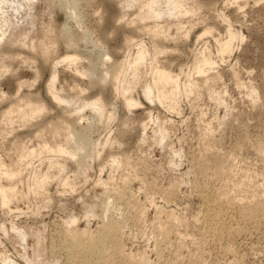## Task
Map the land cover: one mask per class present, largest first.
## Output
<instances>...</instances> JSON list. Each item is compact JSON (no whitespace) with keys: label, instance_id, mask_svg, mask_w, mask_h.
Returning a JSON list of instances; mask_svg holds the SVG:
<instances>
[{"label":"rangeland","instance_id":"obj_1","mask_svg":"<svg viewBox=\"0 0 264 264\" xmlns=\"http://www.w3.org/2000/svg\"><path fill=\"white\" fill-rule=\"evenodd\" d=\"M71 1L35 0L33 25L27 18L12 29L14 34L29 30L30 36L41 37L44 44L53 41L50 58L44 59L47 62L38 50L39 54L19 45L1 47L20 55L12 61L9 58L11 69L0 73V161L9 170H20L11 182L20 193L27 191L34 173L51 177L36 195L29 192L8 208L0 204V259L8 264H84L86 260L90 264H264V0H182V7L192 9L191 13L177 18L180 25L173 23L174 18H162L166 34L157 37L148 31L153 20L139 22L138 6L123 10L121 0H78L65 27L63 8ZM229 33H237L238 38L232 40L229 52L219 53L218 46ZM68 36L79 39L73 48L66 46ZM139 45L149 53L156 46L163 50L155 63L177 75L176 96L158 101L156 90L152 99L143 95V86L152 80L151 54L138 66L136 79L130 69L122 72L124 83L133 79L129 95L138 104L131 108L124 104L121 87L100 82L98 73L88 70V75H81L60 63L55 68L60 93L80 92L88 99L101 96L112 119L106 121L90 109L83 111L81 125L89 127L80 132L98 145L78 151L75 158L53 155L48 149L40 157H24L31 146L35 149L41 142L47 146L63 143V137L52 136L44 127L63 114L61 106L45 93L51 58L75 51L79 65L90 69L100 63L105 51L109 58L104 67H108L123 59L132 61ZM202 54L214 60L210 73L206 70L205 74L217 75L205 87L218 91L216 95L223 100L219 103L201 85L190 93L182 89L187 80L202 76L191 66ZM19 80H24L21 88ZM29 90L44 100L43 117L28 124L8 123L2 111L14 97L29 94ZM40 127L45 131L38 138L35 133ZM162 131L165 137L159 144ZM49 156L65 164L61 179L55 176L56 168L49 169ZM63 177L69 185L61 183ZM9 181L0 179L3 184ZM107 202L109 210L104 212ZM92 205L95 215H86L85 208ZM72 217L75 222L71 224L67 221ZM111 219L121 230L117 236L120 248L109 243L99 246L98 253L78 254L88 245L82 236L100 233ZM13 225L27 232L24 241ZM74 229H78L77 236L85 232L78 236L85 239H81L83 246L72 249L68 235ZM35 231L41 233L38 242Z\"/></svg>","mask_w":264,"mask_h":264},{"label":"bare ground","instance_id":"obj_2","mask_svg":"<svg viewBox=\"0 0 264 264\" xmlns=\"http://www.w3.org/2000/svg\"><path fill=\"white\" fill-rule=\"evenodd\" d=\"M34 1L35 0H0V73L9 71L11 69L10 68L11 65L8 64V61H7L9 58H10V61H12L11 58H17L18 59L19 58V55H20V53H16L15 55H12L10 52L5 51L4 49H2L1 47L4 44L10 45V46L11 45H13V46L14 45H19V46H21L23 48L28 49V51H30L31 53L33 51L38 50L40 52V55L39 56H42L43 57V60L44 59H48V57L50 58L49 54H51V52L53 51V41H50L49 44H44L42 42L41 37L38 38V39H36L34 36H30V34H29L30 31L29 30L26 31L24 29L23 30L22 29L21 30L19 29V30H17L15 32V34H14V31H12V29L16 28V26L18 25L19 21H24V19H27V18L29 20V23L31 25H33L32 17H34V16L32 14V9H33ZM84 1L86 3H88L90 0H84ZM78 3H79L78 0H72L68 5L64 6L63 9L65 11V23L63 25L65 27L67 25V19L70 18V17H72V15L74 14V11H75ZM119 4H120V7L123 10H124V8H127L128 6H135V5H137L138 6V12H137L136 15H137V19L139 20V22L144 21L145 19H148V18L149 19H152L154 23H153V26L151 28H148V31H150L152 33L153 37H155V36L157 37V36L165 35L166 34V30H164V27L161 26V24H160V20L162 18H164V17L174 18L176 20H174L173 23L174 24H177V25H180L179 23H181V22L177 18H180L182 16H185L187 13H189L190 11H192V9H190V8L187 9V8H183L182 7V0H121L119 2ZM22 12H24V16L20 15V18H18V15L21 14ZM65 27H63V29H64V31L66 33H68V31H67V29ZM7 32L9 34H6ZM206 32L209 33L210 32V29H206ZM237 36H238L237 33H229V38L227 40H225L224 42H222V43L219 44V46H218L219 53L220 52L223 53V52H226V51L229 52L230 51L229 49L231 47L230 46L231 45V42H232V40L234 38H238ZM130 40L131 39H127L126 42H129ZM78 41H79L78 38H76V37L74 38V37L68 36L67 39H66V46H68L70 48L71 47L73 48L74 44L75 43H78ZM152 49H153L152 53H149L148 50H147V48H145L144 46L139 45L138 50H137V53L134 54V57H133L132 61H130V59L127 58V59H123L121 61H118L116 63L114 62L111 65H109L108 67H104V64L107 63V59L109 58V56H108L109 54L104 51L103 52L104 53V57H100V63L98 65L93 64L90 69L84 68L83 66H80L79 65V63H78L79 56H78V54L75 51H72V53H66L63 56H56V57L51 58L52 60H49V61H51V62H49L50 63L49 64L50 65V67H49L50 68L49 76H48V78L46 80V83H45V91H46L45 93H46V95L48 96V98L50 99L51 102H53L56 106H61V108L63 109V112H62L63 114H61L62 117H61V119H59V121H56V122L53 121V123L52 122L51 123H48L47 125H44V127L46 126L45 128L46 129H49V131L52 133V136L54 135L56 137H63V140H62L63 143H55V144H53L51 146H47L46 145L47 144L46 142H45L46 144H44V143L41 142V144H43V145L40 146L39 145L40 143L38 144V142H37V144L39 146H36L35 149H31L32 148V146H31V148H29L30 150L27 149L28 151L26 153L27 154L26 156H24L25 154L22 155V153H21L22 157L23 156L24 157H29V155H31V156L38 155L40 157L39 154L42 151L45 153L44 149L45 150L48 149L49 152L53 153V155H57V156H60V157H63V158H75L77 156V154L79 153L78 151H81V150H83V149H85L86 147H89V146L90 147H92V146L93 147H96L98 145V142H96V144H94L93 142L91 143V141L88 140V138L85 135H83L82 132H80L81 129H83V130L86 131V129L89 127V125H81V121L83 120V115H84V114H82L83 111L85 109H90V110L94 111L99 117L104 116L106 121H110L112 119L113 113L112 112H108L106 110L105 102H104V100H103V98L101 96H96L93 99H88L87 96H85V97L80 96L82 93L80 94L79 91H78L79 92L78 94L77 93H74V94H70V93L69 94H66V93L65 94H61L60 93V91L55 86L56 79H57V74H56L55 68L60 63H64V62L67 63L68 66H72L74 68V71H76L77 73H79L81 75H88V70H90L93 73H98L100 75L99 76V81L100 82L109 81V82L112 83L113 86H115V87H121L120 93L123 96L124 104L127 106V108H131L132 106H135V105L138 104L137 101H135L129 95L131 85L133 84V79L132 80H129L128 79L129 81H125V83H124V80L121 79L122 72H123L124 69H130L129 71L131 73V77H133L134 79H136V76H138V73H139V67L138 66L140 64H143V62H144V60H145V58H146L147 55L151 54V65L152 66H151L150 69H151V73H152V77H151L152 80L149 83H146L143 86V88H142L143 89V93H144L143 95H145V97L147 99H152L151 98L152 94L154 93V95H155V92H153V91L156 90V98H157L158 101H163L164 99L171 97L170 95H172V96L175 95L177 93L178 88H179V83H180L179 82V79H178L177 75H172L169 71H167V70H165L163 68H160L159 66L156 65L157 63H155V59L157 58V55L159 53L163 52V50H161L157 46L154 47V48H152ZM39 52H37V53L39 54ZM20 57H22L21 59H25L26 58L24 56H20ZM29 59H31V61L33 60L32 57L29 58ZM13 60H15V59H13ZM44 61L47 62L46 60H44ZM213 61L209 57H207L206 55H203V54L200 55L196 59V61L194 62L195 63L194 66L193 65H191V66L194 67V69L192 68V71H195L196 73H201L200 75H202V76L201 77L199 76V79H197L196 81H194L193 79H192L193 81H191V79H189V76H188V79L190 80V82H189V80H187L188 83L185 81L186 82L185 86H184V82H183V85L182 86H184V88H182V89L185 92L190 93L192 90H197V88H198L199 85H201L203 88H207V87H205V85L207 84L208 79H211V78L213 79L217 75V74H215V75H209V76H207L208 74H205L206 70H208L207 72L210 73V70L209 69H211L212 68V65H214ZM34 70H36V69H34ZM196 75H198V74H196ZM216 80L217 79H215V81ZM19 81H18V85L19 86L20 85L22 86L21 83H24V82H22L24 80H22L20 82ZM25 83H26V81H25ZM168 85H169V87H166ZM208 85H210V83ZM208 85H206V86H208ZM21 86L19 88H21ZM165 87L168 88V89H170V90H167ZM209 88H213V87L210 86ZM207 90H208V95H209L210 92H212V95H213L214 99H216V100L213 99L214 101H218L217 103L223 101L222 99L220 100L219 97H222V96L218 95L219 93L216 95V93L218 91H216V93H214V91H211L213 89H208L207 88ZM207 90H205V91L207 92ZM216 90H218V89H216ZM18 91H19V89L17 90V92ZM31 92L32 91H30L29 94L26 93V95H21L20 94L22 96V97L20 96V98H19V96L18 97H14L13 96L15 99L16 98L17 99L14 100L13 102L11 101L12 103L10 105H8L6 109H4V110L2 109L3 110L2 111V114H1L2 118L5 119L6 121H8V123H13L14 120H15V121L21 122L22 124H26V123L28 124V123H30L29 121H31V119L34 121L36 118L38 120V118L43 117L42 115H43L44 111L47 110L46 109V105L43 102L44 100L42 101V97L39 98V96H38L39 94H37V96H38L37 97L36 95H33V92L32 93ZM180 92H182V91H180ZM23 94H25V93H23ZM2 96L4 97L5 94L2 95ZM15 96H17V95H15ZM249 96H250V94H249ZM13 97H12V99H13ZM216 97H218V98H216ZM172 98H174V97H172ZM211 98H212V96H211ZM64 110H66V111H64ZM33 118H35V119H33ZM163 119L165 120V118H163ZM37 126H40V125H37ZM45 128H44V131H45ZM162 129H164L163 126H162ZM40 131L41 132H44L43 129H42V127H40L37 130V132L35 133V137L40 138V135L42 134ZM164 131H166V130H164ZM164 131H162V133L160 134V138L158 140V143L159 144L162 142L163 138L165 137L164 136ZM108 138L109 137H107V139ZM35 139H37V138H35ZM107 141L104 140L103 143H107ZM69 143H73L75 147L68 146ZM102 146H103V144H102ZM23 149H24V147L21 150H23ZM95 149H97V148H95ZM98 155H99V153H98ZM57 156L54 157V158L57 159ZM22 157H20V159H24ZM52 158H53V156H51V157L49 156L48 157V159H50L49 160V163H50V168L49 169H51V168H54L55 169L56 168L57 174H55V176H58V178L61 179V175L60 174L64 170L65 164L63 162L61 163V162H59L57 160H53ZM46 170H48V169H46ZM19 174H20V170L19 169L18 170L15 169V171L14 170H9V169H7V167L5 166V164L2 161H0V179L2 177H5L6 180H10L7 184H3V183L0 182V204H1L2 207H7L8 208L10 202H12L14 199L21 198L20 200H22V198H26V195L28 196V194H31L32 192L35 193V195H36L40 191H43L44 190L43 188L45 187L44 184L48 180H50L49 177H51V176L48 175L49 173H47V174L44 173V175H40V174L34 173V175H32L34 177L31 178L33 180H32L31 183H29V185L27 187L28 188L27 189L28 193H26L27 191L25 193H20V192H18L16 190V187H15L16 184L13 185L11 183L14 180V178H16ZM124 180L123 181L126 182V179H124ZM25 182H28L27 179H26ZM61 183H63L64 185H69V180H67L65 177H63ZM101 183H102L103 186L104 185H107L106 184L107 182L101 181ZM238 185L239 186H243V185H240V184H238ZM256 185H258V184H256ZM230 186H232V185H230ZM115 188H117V187H115ZM29 192H31V193H29ZM253 194L254 193H252V195ZM118 196H119V194H118ZM121 197H122V195H121ZM106 198H108V197H106ZM259 200H260V198H259ZM220 204H222V203H220ZM108 205H109V202L106 203V209H105L104 212H108V210H109L108 209L109 208ZM93 208H94L93 205L92 206H87V208H85L86 209L85 210V214L86 215H88V214L89 215H95ZM207 213H208V211H207ZM256 213H259V212H256ZM248 216H250V215H248ZM114 221H116V220L115 219H111V221L109 223H107V224L105 223V225L103 227H101L102 228V231H100V233L97 232L96 234H88L87 236H82V237H87L86 239L84 238L86 240V242H88L87 243L88 245H87V248H86L87 250L86 249L85 250H81V251L78 252V254H81V255L83 254L84 255L86 252L87 253H91L92 252L94 254V251H96L98 253L99 246L107 245V244L110 246L109 243H111L112 245H114V246L111 245L112 248L116 247L117 250H118L120 247H118V240H119V238H117V236H118V230H119V234H121L120 233L121 230L118 229V226L119 225L116 222H114ZM67 222H70L72 224V223L75 222V219L72 217ZM12 229L14 230V232L16 233V235L18 236V238L20 239V241H24L26 239V236H27V232L26 231H24L23 229H21L19 227H15L14 225L12 226ZM75 230H78V229H74L73 232L70 231L71 232V234L69 233L70 235L67 234L69 236L68 237L69 238V242H70L69 244H70V247L72 249H73V247L75 249L76 246H78V247L81 246V245L83 246V241L81 240L83 238L81 237V239H80V237H78V236H79V234L82 235V233L84 235L85 232H82V231H85V230H81L82 233H79L78 236L76 235L77 233H75ZM209 230H211V229H209ZM39 231H41V230H39ZM35 232L36 233H34L33 235L36 236L37 242H38L39 241V237L41 236L40 235L41 233H38L37 231H35ZM210 233H212V232H210ZM84 245H85V243H84ZM107 249H109V248H107ZM89 250H92V251H89ZM119 252H120V250H119ZM85 258L87 259V257H85ZM92 259H91V261H92ZM104 260H106V259H104ZM107 260H106V262H109ZM0 261L3 264H8L4 259H0ZM73 261H74V259H73ZM99 261H101V260H99ZM137 261H138V259H137ZM93 263L95 264L94 261H93ZM103 263L105 264V261L104 262L102 261V264ZM11 264H16V263H11ZM84 264H90V263H88L87 260H86L84 262ZM132 264H136V263L133 262Z\"/></svg>","mask_w":264,"mask_h":264}]
</instances>
